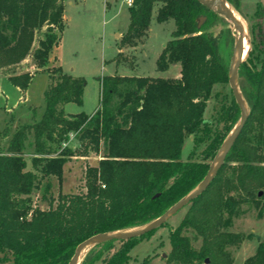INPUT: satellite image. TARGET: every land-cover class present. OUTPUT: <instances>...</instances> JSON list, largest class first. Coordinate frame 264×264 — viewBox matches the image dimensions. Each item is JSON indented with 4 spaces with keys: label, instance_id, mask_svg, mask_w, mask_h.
Instances as JSON below:
<instances>
[{
    "label": "trees",
    "instance_id": "1",
    "mask_svg": "<svg viewBox=\"0 0 264 264\" xmlns=\"http://www.w3.org/2000/svg\"><path fill=\"white\" fill-rule=\"evenodd\" d=\"M65 1L0 0V68L32 53L36 68L50 72L41 118L18 124L0 151V264H69L83 239L143 225L160 216L204 178L241 115L233 94L222 104L216 120L205 117L214 86L229 82L230 65L210 31L222 15L198 0H132L130 23L119 43L117 59L124 46H135L148 35L153 7L161 3L157 21L173 18L176 28L158 56L157 68L165 70L179 63V77L103 75L99 106L92 113L67 112L64 104H83L86 79L65 72L62 66L47 68L66 27ZM228 1L238 6L239 0ZM41 28L43 35L33 49ZM238 75L250 114L219 172L187 204L184 219L170 229L167 259L171 264H232L228 246L245 239L228 228L232 215L246 201L260 203L264 25L257 42L252 36V47ZM71 134L78 148L68 144ZM189 134L193 148L183 160L181 150ZM27 141L33 144L31 168L24 153ZM101 151L98 163L86 167L85 191L63 192L64 164L75 155ZM49 176L58 179L60 190L47 208H41L32 193ZM49 188L44 185V191ZM152 231L121 240L124 245L106 264L126 263L136 240ZM196 240L200 241L197 247ZM243 264H264V241Z\"/></svg>",
    "mask_w": 264,
    "mask_h": 264
},
{
    "label": "rangeland",
    "instance_id": "2",
    "mask_svg": "<svg viewBox=\"0 0 264 264\" xmlns=\"http://www.w3.org/2000/svg\"><path fill=\"white\" fill-rule=\"evenodd\" d=\"M69 1H65L67 20L64 36L59 47L52 51L47 64V68L62 66L65 72L86 79L83 104L68 102L64 104L67 112L92 113L99 106L102 90L99 78L103 75L119 73L174 76L177 69L173 64L169 69L157 68L158 56L176 28L173 18L164 22L157 21V10L161 3H156L153 7L148 35L135 46H124L122 55L117 59L119 43L130 23L128 0ZM229 3L245 20L247 47L243 58H246L252 47V36L254 35L257 42L264 25L263 4L261 0H239L238 6ZM233 24L222 15L210 27V31L218 39L220 53L229 65L233 61V49L238 36V30ZM43 31L44 28H41L36 32L33 49L38 45ZM176 65L180 66L179 63ZM49 74L48 69L36 68L32 53L19 63L0 68V151L6 146L18 124L31 123L41 118L45 109V91L50 84ZM24 86L26 88L22 90ZM232 96L229 82L216 84L207 100L205 117L216 120L222 104L228 102ZM26 143L24 153L28 167L31 168L33 144L32 141ZM68 144L72 148L79 146L73 134L70 135ZM192 148L193 135L189 134L183 143L181 159H188ZM102 154V151L98 154L92 152L88 156L75 155L70 158L64 164L62 191H85L86 167L96 165ZM46 184L50 187L47 192L44 191ZM262 189L259 204L246 201L241 204L239 213L232 215L228 228L243 234L245 238L239 244L228 246L232 254V264H243L249 255L255 253L259 242L264 241V188ZM59 190V182L55 176L44 178L40 188L32 193L35 205L47 208L50 205L49 199L56 198ZM188 210L189 205H186L149 235L137 239L129 251V260L124 264H140L145 259L146 264H171L167 259L171 250L170 229L184 219ZM188 234L194 236L192 231H188ZM199 243V240L194 241L196 247ZM123 245L121 240L116 239L109 246L94 247L79 264H106Z\"/></svg>",
    "mask_w": 264,
    "mask_h": 264
},
{
    "label": "water",
    "instance_id": "3",
    "mask_svg": "<svg viewBox=\"0 0 264 264\" xmlns=\"http://www.w3.org/2000/svg\"><path fill=\"white\" fill-rule=\"evenodd\" d=\"M202 4L206 5V7L217 11L220 15L230 20L235 28L238 30V36L236 37L234 49H233V61L229 68V84L231 89H233V94L235 99L240 107L241 115L237 122V124L233 127L230 133L227 135L225 140L223 141L221 147L219 148L217 154L215 155L214 159L212 160L209 170L207 171L204 178L187 194L181 197L177 202L171 205L163 214L160 216L148 221L143 225H139L136 227L122 229V230H114V231H107L94 234L89 236L86 239H83L77 246L76 250L69 262V264H79L80 261L83 259L84 255L87 251H89L92 247L96 246L97 244L108 241V240H126L133 237H139L143 234L155 230L159 226L166 223L174 214H176L181 208L185 207L191 200L199 196L214 178V176L219 172V169L224 164L226 160V156H228V152L230 151L231 147L233 146L235 139L240 134L241 130L243 129L247 118L250 114V109L245 99V96L241 90L239 84V67L241 63L246 59L243 58V51L245 49V34L246 28L243 25V22L235 17L231 11L230 3L228 0H198ZM262 4L264 5V0H261ZM204 17H201V21ZM260 193H262L260 191ZM159 193L155 194L158 196ZM208 262V259H206Z\"/></svg>",
    "mask_w": 264,
    "mask_h": 264
},
{
    "label": "crops",
    "instance_id": "4",
    "mask_svg": "<svg viewBox=\"0 0 264 264\" xmlns=\"http://www.w3.org/2000/svg\"><path fill=\"white\" fill-rule=\"evenodd\" d=\"M73 1L72 0H70L69 1V3H72ZM66 8V7H65ZM65 15V14H64ZM65 20H67V18H66V15H65ZM65 30H66V27H65ZM65 30H64V32H65ZM63 32V33H64ZM63 36H64V34L62 35V38H63ZM62 38H61V41H62ZM61 41H60V43H59V45L61 44ZM59 45L57 46V47H59ZM55 59V58H54ZM50 60V59H49ZM175 66V68L177 69V71H175V73H174V76H172V77H179L180 76V66H178V65H176V64H173V67ZM169 69V68H168ZM132 75H135V74H132ZM144 75V74H143Z\"/></svg>",
    "mask_w": 264,
    "mask_h": 264
},
{
    "label": "bare ground",
    "instance_id": "5",
    "mask_svg": "<svg viewBox=\"0 0 264 264\" xmlns=\"http://www.w3.org/2000/svg\"><path fill=\"white\" fill-rule=\"evenodd\" d=\"M230 8H231V11H232V13H233V15L235 16V17H237L239 20H241L242 22H243V25H245V20L243 19V17L238 13V11L233 7V6H231L230 5ZM245 47H247V42L245 41ZM246 50L244 49V51L243 52H245Z\"/></svg>",
    "mask_w": 264,
    "mask_h": 264
},
{
    "label": "built area",
    "instance_id": "6",
    "mask_svg": "<svg viewBox=\"0 0 264 264\" xmlns=\"http://www.w3.org/2000/svg\"><path fill=\"white\" fill-rule=\"evenodd\" d=\"M127 4L131 5L132 4V0H128Z\"/></svg>",
    "mask_w": 264,
    "mask_h": 264
}]
</instances>
